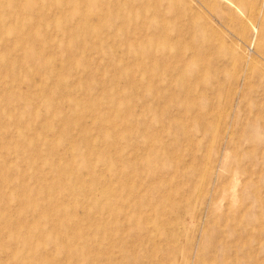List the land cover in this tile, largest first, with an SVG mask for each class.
Masks as SVG:
<instances>
[{
	"label": "rangeland",
	"instance_id": "obj_1",
	"mask_svg": "<svg viewBox=\"0 0 264 264\" xmlns=\"http://www.w3.org/2000/svg\"><path fill=\"white\" fill-rule=\"evenodd\" d=\"M0 264H264V0H0Z\"/></svg>",
	"mask_w": 264,
	"mask_h": 264
}]
</instances>
